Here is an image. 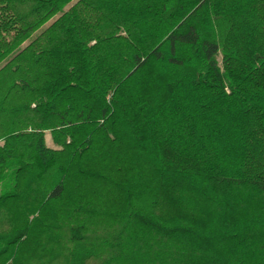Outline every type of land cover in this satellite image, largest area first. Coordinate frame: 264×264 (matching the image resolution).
I'll use <instances>...</instances> for the list:
<instances>
[{
    "label": "trees",
    "instance_id": "trees-1",
    "mask_svg": "<svg viewBox=\"0 0 264 264\" xmlns=\"http://www.w3.org/2000/svg\"><path fill=\"white\" fill-rule=\"evenodd\" d=\"M0 264H264V0H0Z\"/></svg>",
    "mask_w": 264,
    "mask_h": 264
},
{
    "label": "rangeland",
    "instance_id": "rangeland-1",
    "mask_svg": "<svg viewBox=\"0 0 264 264\" xmlns=\"http://www.w3.org/2000/svg\"><path fill=\"white\" fill-rule=\"evenodd\" d=\"M220 59V57L218 56V60ZM44 139H45V143L46 145L50 146V147H54V144L52 142V138H51V134L49 131H46L44 133Z\"/></svg>",
    "mask_w": 264,
    "mask_h": 264
}]
</instances>
